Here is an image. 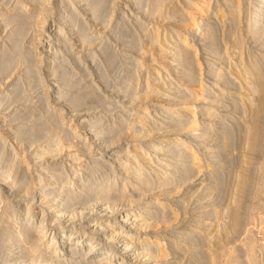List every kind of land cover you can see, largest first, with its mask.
Returning <instances> with one entry per match:
<instances>
[{
	"label": "rangeland",
	"instance_id": "1",
	"mask_svg": "<svg viewBox=\"0 0 264 264\" xmlns=\"http://www.w3.org/2000/svg\"><path fill=\"white\" fill-rule=\"evenodd\" d=\"M100 1L98 0V2L92 3L93 0H0V66H3V63L4 66H7L6 68H4V66L2 67L4 68L3 70H5L3 72L1 71L2 69H0V264H49L44 255H41V250L36 253L34 252L35 250H29L34 254L28 251L30 248L35 249L38 243L35 244L39 239L35 229L40 226L41 222L47 225L45 231L51 234L50 237L56 233L54 237L55 240H57L63 230L72 231L75 236L72 239V243L68 240L70 243L68 244L75 247V245L83 242L82 245L89 244L88 240L90 235L84 233L81 229L84 220H115L125 215V213L134 214V216L130 217L131 219L129 218L130 220H148L147 218L152 212L153 214H151L149 218L155 220L158 227L156 226L157 228L149 229L152 231L151 233L157 232L158 236L164 239L160 241L165 244L164 250H166V254L169 251V255H166L169 256L166 261L164 260L166 258L153 260V262L151 261L153 264L155 261L156 263L158 262L157 264H179L178 261H180V264H209L208 262H212L211 264H213L214 261L217 262L214 264H264L263 110H260L258 112L260 115L257 114L256 117L258 125H260L258 129L262 130H259L260 133H258V135L261 134L260 138L258 136V143H261L258 144L260 145L259 148L257 147V151H251L247 146H244L246 145V142H244V140L246 141V138H244L246 137V133H244V131H247L248 122L250 124V120H252L251 118H253L252 116L254 115L250 113L249 109L247 112L246 108H249L247 104H251L252 100L255 101H253V103H256L257 101L255 98L257 99L259 97V94L255 90L251 91L249 89L256 88L254 86V83L257 84L256 81H258L256 78H264V70L262 71V68H264V19L260 22L261 25H257L256 28L258 30L256 28L254 29L256 33L254 32L253 36L250 35L249 31H246L248 30L246 27V16L252 13L254 7L258 6L261 0H241L240 16L235 17V19H231L227 15L224 16V18L223 16L215 15L217 11L215 9L216 6H214V0L210 1L211 4L208 0H205L206 3H203L202 0ZM99 2L105 5L102 7L100 5L103 4ZM222 2H218V4H222L219 7L225 4V2ZM96 5H99L101 9H98ZM198 10H202L203 12H200L203 14ZM244 11L246 13H244ZM242 13L243 15L241 16ZM195 16L198 22L196 21L197 19L194 18ZM204 16L207 17L204 19ZM212 16L214 19L211 18ZM171 17H174V20H172ZM191 18L192 20L190 21L189 19ZM180 21L184 24H181ZM221 21H224L225 24L223 25ZM236 21L244 25H239L238 23L237 25ZM42 23L44 24L42 25ZM235 24L237 27L233 28ZM215 25H217V27ZM218 25L221 26L219 27ZM239 26H241V29ZM121 27L123 29H121ZM228 27L231 28V31ZM232 28L234 30H232ZM17 29L19 30L17 31ZM196 32L197 35L195 34ZM209 32L213 33V35ZM207 33L209 37H207ZM86 34L89 35V38H87ZM15 35L18 37L16 38ZM170 36L172 37L170 38ZM81 37L82 39H80ZM210 37L213 39L211 40ZM87 39H89L90 42ZM184 39L187 44L186 46L189 47V52L185 56V60H183L185 63L181 62L178 58L176 59L182 48L181 46H183H179V44H181V41ZM171 40L172 45L170 43ZM164 41H166L168 45ZM158 44L160 45L158 46ZM13 45L14 47H12ZM45 45H49V48L42 49ZM158 48H162L164 51ZM168 50L171 51L167 52ZM190 51L194 52V56L193 52L191 53ZM190 54L192 56H189ZM111 58L116 59L115 62H112L113 60ZM186 59L192 60L188 61ZM6 60L7 63H5ZM253 62L255 66L258 65V63L260 64L257 67V69H259L260 66V70H257L256 67L253 66ZM111 63L114 64L112 65ZM198 65L200 66L198 67ZM188 66H193L192 77H184L186 75L185 73H187L186 70ZM198 68H200V70ZM25 69H27V71ZM253 72L256 76L253 75ZM257 72L260 73L261 76L263 75V77ZM216 73L219 75H216ZM234 74L236 76H234ZM251 75L256 81L253 80ZM101 77H103L105 81H103ZM217 79L222 81H216ZM188 80L189 82H187ZM262 80L264 81V79ZM161 84H163L164 87ZM199 87H202V90ZM198 89L201 90V92ZM206 89H208V92ZM242 89L243 91H240ZM152 91L155 92L156 95H154ZM199 94H201L202 98L199 97ZM203 94H205L206 97ZM12 99H14V101ZM247 99H251V101L249 100V103L245 104V102L248 101ZM198 100H200V102H198ZM218 100L220 103H218ZM79 101L80 103H78ZM212 102L218 104L216 105ZM229 102H231L232 106ZM4 103L6 104L4 105ZM243 104L247 106H242ZM214 105L215 107H212ZM84 109L88 110L85 111ZM206 110L210 111V113ZM246 113H248L249 117L246 116ZM210 114H215V117ZM149 115H151V117ZM245 116L247 118H245ZM192 117H194V119ZM94 118L98 119L95 120ZM192 119L195 122H192ZM13 120L15 121L12 122ZM141 122L146 125H141ZM186 123L187 126L185 125ZM188 123H190L191 126ZM192 123L194 125H192ZM153 126H155L157 130H154L155 128ZM208 126L210 127V131H207L209 129ZM242 126H245L246 129ZM172 127L173 129L171 130ZM130 128H132V130ZM112 129L114 130L113 132L111 131ZM140 129L142 132H140ZM145 129L149 132H145ZM98 132L102 135L98 134ZM118 132L120 133L118 134ZM41 133H43L44 136H41ZM96 133L97 135H94ZM222 133L224 135L227 133L228 135L224 136ZM138 135H140V137ZM28 136L30 139L27 138ZM138 137L140 139H138ZM172 137H178V139L183 142V145L168 144L174 139ZM39 139L41 140L40 142ZM225 141L226 143L229 141L227 146L223 144ZM187 144L188 146L204 148L205 151H207L205 153L200 151L195 154V158H199V161L196 159L199 164L195 163L196 160L193 161L192 154L184 150L188 147ZM159 148L163 152L160 151L161 153H159ZM55 149H57V152ZM140 152H142V155ZM241 156L247 159L243 161ZM141 157H143L142 160ZM147 158L150 160H146ZM210 158L214 159L211 160ZM144 160H146L145 163ZM247 160L251 163H248ZM230 161L234 163L231 164ZM247 163L248 165H246ZM192 164L196 165L193 166ZM201 165H203V167ZM124 167L127 169L126 172ZM135 168L136 170H138V168L142 170V172L140 171L141 174L143 173L142 175L149 176L153 174L152 177H148L150 180L152 178L151 184L153 188L152 186H148V188H150L149 190L146 187H138L139 182L134 179L135 176L133 173L136 171ZM189 168H196L198 171L196 169L191 171ZM59 171L61 172L59 173ZM131 171L132 173H128ZM244 171L246 173H244ZM247 171H249L248 173L251 175H249ZM255 171L258 173H255ZM164 173L166 174L165 176H163ZM177 173L179 174L177 175ZM239 173L242 174L239 175ZM237 174L238 178L235 179L234 177H237ZM63 175L67 177L64 178ZM12 176H14V178ZM162 176L166 178L162 179ZM240 176H244L248 180L245 188L246 190H239L241 189L239 186ZM8 177H10V179ZM166 179H168L169 182L168 180L166 181ZM187 179L189 182L185 181ZM164 182L166 185L169 184V186L164 185ZM170 182L173 184H170ZM230 184H232V186ZM107 185L108 187H106ZM131 187L134 188L133 192L125 193L127 189H132ZM106 188L111 192L108 191L110 193L103 194V192L107 190ZM236 188H239V191H237ZM121 189L124 190V192ZM230 189H232V192H230ZM44 190L46 193H44ZM241 192L243 193L241 194ZM234 193H237V198L239 197L236 199L237 201L235 200L236 197L234 198ZM70 196L72 197L71 199L75 200H73V203H71L72 200H70ZM93 196L95 197L94 199ZM205 197L207 198L205 199ZM64 199L66 200L62 201ZM111 199L115 200L112 201ZM137 200H140L138 201L139 203L136 202ZM149 201L152 203L150 204ZM87 203H89V205H87ZM235 203L240 206V217H243L240 218L242 223L240 224V228L238 227V229H236L237 233H232L234 232L232 228L227 227L230 225L228 214L230 213V205ZM144 206L149 207L142 212V215L138 216V212L141 207L143 208ZM214 212L219 213L217 214ZM148 213L149 215H147ZM213 213L215 215H213ZM6 214L9 216H6ZM216 215H219V217H215ZM25 216H31L30 219L32 223L24 227V221L21 219H25ZM58 216L61 220L60 224H56L54 221ZM163 216L166 217V219ZM168 216L170 219L167 218ZM176 217L177 222H175ZM178 219L180 220L178 221ZM227 219L228 222L226 221ZM14 220L17 222L15 223ZM167 221L169 225L171 224L170 228H167V226L169 227ZM95 222H93V224L91 223V226H93ZM164 222H166V224ZM21 223L23 226H21ZM135 225L133 227L126 226L122 229L128 232L129 236L132 237V239L129 238L128 241H132L134 246L138 241L140 242V238L145 237L142 235V233L145 232V227L142 228L144 230H140V227H137L138 224L137 226ZM20 228H24L25 230ZM227 228L232 230V232L229 230L230 232L228 231L229 233H227ZM19 231L21 236L19 237L20 240L16 239ZM204 233L205 235H203ZM208 235H210L211 238ZM204 236H206L205 239ZM182 237H184V239ZM33 239H35V241ZM91 239L97 241L96 250L99 253L107 252L111 245L99 238ZM16 240H19L17 244ZM200 240L201 242H199ZM205 240L207 242H205ZM216 240L217 242L219 241L218 244ZM183 241H185V243H183ZM219 243L222 245L220 246ZM68 244H64L61 247L68 249ZM179 244L181 247L177 249L176 246ZM199 245H202L201 249ZM184 249H186L187 252H184ZM193 249H195L194 252L192 251ZM83 251L84 250L79 253L82 254ZM247 252L252 255H249ZM209 253H211V255H209ZM215 254H217V256ZM227 255H229L230 258L227 257ZM218 256L220 258H218ZM249 257L252 258V261ZM34 258L38 260L36 259V261ZM82 258L78 255L71 258H62L63 262L60 264H72V262L79 263ZM122 258V256L115 257L109 264H119ZM209 258H211V261H206L210 260ZM83 259L87 264L90 262L89 260L87 262L85 258ZM84 262L82 261V264H86ZM123 262L131 264V262H126L124 259ZM140 263L151 264L149 262L145 263L144 260L136 264Z\"/></svg>",
	"mask_w": 264,
	"mask_h": 264
},
{
	"label": "bare ground",
	"instance_id": "2",
	"mask_svg": "<svg viewBox=\"0 0 264 264\" xmlns=\"http://www.w3.org/2000/svg\"><path fill=\"white\" fill-rule=\"evenodd\" d=\"M87 1V0H86ZM97 2H98V0H96ZM96 1H94L93 0V2L92 3H94V2H96ZM100 1V0H99ZM203 1V3H206V1L205 0H202ZM210 1H212V0H208V2H210ZM215 1V5H214V3H213V5L214 6H216V11H217V14H215V15H218V16H223V18H224V16H228L229 18H231V19H235V17H238V16H240V4H241V0H214ZM225 2V4L223 5V6H221V7H219L220 5H222V4H218V2ZM255 1V0H254ZM39 2V1H38ZM101 2V1H100ZM99 2V3H100ZM104 2H105V0H104ZM106 2H107V0H106ZM222 2V3H223ZM72 3V2H71ZM84 3H86V2H84ZM162 3H163V1H162ZM243 3V2H242ZM49 4V3H48ZM100 4H103V5H100ZM99 5L100 6H104L105 4L104 3H100ZM192 4V3H191ZM194 4V3H193ZM199 4V3H198ZM201 4V3H200ZM208 4V3H207ZM210 4H211V2H210ZM210 4H208V5H210ZM254 4V3H253ZM83 5V4H82ZM86 5V4H85ZM89 5V4H88ZM95 5V4H94ZM99 5H96L97 7H98V9H101V8H99ZM190 5V4H189ZM206 5V4H205ZM212 5V6H213ZM79 6V5H78ZM187 6V5H186ZM195 6V5H194ZM201 6H202V4H201ZM204 6V5H203ZM249 6V5H248ZM96 7V8H97ZM190 7V6H189ZM189 7H187V8H189ZM193 7V6H192ZM207 7V6H206ZM205 7V8H206ZM209 7V6H208ZM95 8V9H96ZM186 8V9H187ZM191 8V7H190ZM199 8H201V7H199ZM204 8V7H203ZM19 9V8H18ZM103 9V8H102ZM159 9V8H158ZM196 9V8H195ZM208 9V8H207ZM211 9V8H210ZM213 9V8H212ZM154 10V9H153ZM161 10H163V9H161ZM203 10V9H202ZM202 10H198L199 12L200 11H202ZM214 10V9H213ZM246 10V9H245ZM20 11V10H19ZM91 11V10H90ZM97 11V10H96ZM101 11H104V10H101ZM100 11V12H101ZM155 11V10H154ZM190 11V10H189ZM207 11V10H206ZM215 11V10H214ZM21 12V11H20ZM51 12V11H50ZM99 12V11H98ZM157 12H160V11H157ZM193 12V11H192ZM203 12V11H202ZM202 12H200V13H202ZM242 12H243V9H242ZM22 13V12H21ZM41 13V12H40ZM185 13V12H184ZM206 13V12H205ZM207 13H209V12H207ZM212 13V12H211ZM214 13V12H213ZM216 13V12H215ZM244 13H246L245 11H244ZM248 13V12H247ZM250 13V12H249ZM69 14V13H68ZM73 14V13H72ZM166 14V13H165ZM188 14V13H187ZM190 14V13H189ZM203 14V13H202ZM41 15V14H40ZM71 15V14H70ZM158 15V14H157ZM167 15V14H166ZM186 15V14H185ZM208 15V14H207ZM214 15V14H213ZM243 15V13L241 14V16ZM245 15V14H244ZM96 16V15H95ZM103 16V15H102ZM161 16H162V14H161ZM182 16V15H181ZM209 16V15H208ZM21 17V16H20ZM94 17V16H93ZM92 17V18H93ZM99 17H101V16H99ZM158 17H159V15H158ZM176 17V16H175ZM178 17V16H177ZM186 17V16H185ZM187 17H188V15H187ZM200 17V16H199ZM203 17V16H202ZM207 17V16H206ZM205 16H204V19L206 18ZM244 17V16H243ZM247 17V19H246V24H247V26H246V24H245V26L247 27V29L248 30H246V31H249L250 32V35H253L254 36V29L257 27V25L258 24H260V22L264 19L263 17H264V0H261V2L258 4V6H255L254 7V9H253V11H252V13H250L249 15H247L246 16ZM73 18V17H72ZM172 18V20H174V17H171ZM182 18V17H181ZM194 18H196V16L194 17ZM193 18V19H194ZM211 18H213V16L211 17ZM11 19H13V18H11ZM10 19V20H11ZM37 19V18H36ZM160 19H162V18H160ZM168 19V18H167ZM170 19V18H169ZM197 19V18H196ZM209 19V18H208ZM214 19V18H213ZM217 19V18H216ZM221 19V18H220ZM177 20V19H176ZM190 21L192 20V18L191 19H189ZM188 20V21H189ZM221 20H223V19H221ZM14 21V20H13ZM12 21V22H13ZM28 21V20H27ZM197 22H198V19L196 20ZM201 21V20H200ZM206 21V20H205ZM213 21V20H212ZM217 21V20H216ZM11 22V21H10ZM19 22V21H18ZM174 22V21H173ZM181 22V21H180ZM184 22H186V21H184ZM222 22V21H221ZM228 22H230V21H228ZM245 22V21H244ZM243 22V23H244ZM263 22H264V20H263ZM24 23H25V21H24ZM188 23V22H187ZM195 23V22H194ZM193 23V24H194ZM203 23V22H202ZM213 23V22H212ZM223 23V25L225 24V22L223 21L222 22ZM233 23H234V21H233ZM239 24V22H237L236 21V24ZM9 24V23H8ZM28 24V23H27ZM44 23H42V25H43ZM176 24V23H175ZM178 24V23H177ZM180 24V23H179ZM181 24H184L183 22H181ZM180 24V25H181ZM198 24V23H197ZM218 24V23H217ZM219 24H221V23H219ZM228 24V23H227ZM230 24V23H229ZM236 24H235V26L233 27V28H236L237 26H236ZM237 24V25H238ZM242 24V23H241ZM241 24H239V25H241ZM85 25V24H84ZM231 25V24H230ZM229 25V26H230ZM242 25H244V24H242ZM261 25V24H260ZM20 26V25H19ZM77 26V25H76ZM102 26V25H101ZM123 26V25H122ZM195 26H196V24H195ZM200 26V25H199ZM216 27H217V25H215ZM219 27L221 26V25H218ZM225 26H227V25H225ZM231 26H233V25H231ZM78 27V26H77ZM115 27V26H114ZM174 27V26H173ZM212 27V26H211ZM223 27V26H222ZM240 27V29H241V26H239ZM24 28H25V25H24ZM176 28V27H175ZM200 28V27H199ZM232 28V30H234ZM243 28V27H242ZM263 28V27H262ZM82 29H84V28H82ZM121 29H123L122 27H121ZM209 29H210V27H209ZM228 29H230V31H231V28H229L228 27ZM257 29V28H256ZM19 29H17V31H18ZM25 30H29V29H25ZM24 30V31H25ZM212 30V29H211ZM216 30V29H215ZM218 30H220V29H218ZM217 30V31H218ZM258 30V29H257ZM24 31H23V33H24ZM86 31V30H85ZM164 31V30H163ZM196 31H198V30H196ZM221 31H222V29H221ZM220 31V32H221ZM236 31V30H235ZM111 32V31H110ZM114 32V31H113ZM124 32V31H123ZM188 32V31H187ZM193 32V31H192ZM212 32H213V30H212ZM233 32V31H232ZM231 32V33H232ZM248 32V33H249ZM14 33H16V32H14ZM86 33V32H85ZM112 33V32H111ZM210 33V32H209ZM217 33V32H216ZM233 33H235V32H233ZM247 33V34H248ZM256 33V32H255ZM22 34V33H21ZM46 34V33H45ZM55 34H56V32H55ZM58 34H59V32H58ZM57 34V35H58ZM81 34V33H80ZM126 34V33H125ZM169 34V33H168ZM191 34V33H190ZM189 34V35H190ZM196 35H197V32L195 33ZM204 34V33H203ZM210 34H212L213 35V33H210ZM219 34V33H218ZM228 34V33H227ZM237 34V33H236ZM238 34H239V32H238ZM246 34V35H247ZM19 35V34H18ZM24 35V34H23ZM83 35V34H82ZM124 35V34H123ZM172 35V34H171ZM245 35V34H244ZM249 35V34H248ZM259 35V34H258ZM16 36V35H15ZM45 36V35H44ZM86 36H87V38H89L88 36L89 35H87L86 34ZM85 36V37H86ZM155 36V35H154ZM211 36V35H210ZM222 36V35H221ZM18 36H16V38H17ZM21 37H23V36H21ZM172 36H170V38H171ZM176 37V36H175ZM207 37H209L208 36V33H207ZM219 37V36H218ZM155 38V37H154ZM169 38V39H170ZM211 38V37H210ZM20 39V38H19ZM80 39H82V37L80 38ZM94 39V38H93ZM93 39H91V40H93ZM150 39V38H149ZM148 39V40H149ZM156 39V38H155ZM165 39V38H164ZM174 39V38H173ZM209 39V38H208ZM213 38H211V40H212ZM84 40V39H83ZM87 40H89V39H87ZM123 40V39H122ZM154 40V39H153ZM175 40V39H174ZM187 40V39H186ZM189 40V39H188ZM232 40V39H231ZM234 40H236V39H234ZM82 41V40H81ZM85 41H86V38H85ZM99 41V40H98ZM238 41H239V38H238ZM89 42H90V40H89ZM130 42H131V39H130ZM152 42H154V41H152ZM158 42V41H157ZM163 42V41H162ZM161 42V43H162ZM165 43H166V41H164ZM172 42V40L170 41V43ZM175 42H176V40H175ZM179 42V41H178ZM182 43L181 44H179V46L180 45H183V46H181L182 48H181V50H180V52H179V54H178V57H176V59L178 58L181 62H184L183 60H185L184 58H186L185 56L188 54V52H189V47L188 46H186L187 44H186V41H185V39L184 40H182L181 41ZM65 43V42H64ZM129 43V42H128ZM128 43H127V45H128ZM150 43H151V41H150ZM180 43V42H179ZM188 43V42H187ZM224 43V42H223ZM239 43H240V41H239ZM20 44V43H19ZM102 44V43H101ZM100 44V45H101ZM105 44V43H104ZM153 44H156V43H153ZM167 44V43H166ZM190 44H192V43H190ZM219 44V43H218ZM18 45V44H17ZM160 44H158V46H159ZM168 45V44H167ZM171 45H172V43H171ZM174 45V44H173ZM176 45H178V44H176ZM220 45V44H219ZM236 45H238V44H236ZM16 46V45H15ZM106 46H107V44H106ZM105 46V47H106ZM191 46V45H190ZM12 47H14V45L12 46ZM103 47H104V45H103ZM178 47V46H177ZM213 47V46H212ZM244 47V46H243ZM11 48V47H10ZM17 48V47H16ZM49 48V45H45V46H43V48L42 49H48ZM163 48V47H162ZM162 48H158V49H160V50H162ZM172 48V47H171ZM191 48V47H190ZM221 48V47H220ZM224 48V47H223ZM238 48V47H237ZM240 48V47H239ZM241 48H242V46H241ZM12 49V48H11ZM18 49V48H17ZM131 49V48H130ZM170 49V48H169ZM175 49V48H174ZM180 49V48H179ZM225 49V48H224ZM28 50V49H27ZM102 50V49H101ZM104 50H105V48H104ZM172 50V49H171ZM170 50V51H171ZM191 50V49H190ZM193 50V49H192ZM19 51V50H18ZM29 51V50H28ZM103 51V50H102ZM162 51H164V50H162ZM169 50L167 51V52H170ZM194 51V50H193ZM193 51H190L191 53L193 52ZM221 51V50H220ZM222 51H224V50H222ZM233 51H234V49H233ZM242 51V50H241ZM175 52V51H174ZM178 52H176V53H178ZM197 52V51H196ZM66 53V52H65ZM102 53V52H101ZM100 53V54H101ZM111 53V52H110ZM176 53H174V54H176ZM224 53V52H223ZM226 53V52H225ZM40 54V53H39ZM103 54V53H102ZM240 54V53H239ZM254 54V53H253ZM111 55H112V53H111ZM3 56H4V54H3ZM127 56V55H126ZM189 56H192L191 54L189 55ZM193 56H194V52H193ZM91 57H92V55H91ZM107 57V56H106ZM109 57H111V56H109ZM124 57V56H123ZM240 57V56H239ZM248 57V56H247ZM10 58V57H9ZM8 58V59H9ZM108 58V57H107ZM113 58V57H112ZM111 58V59H112ZM115 58V57H114ZM122 58V57H121ZM128 58V57H127ZM126 58V59H127ZM175 58V57H174ZM191 58V57H190ZM192 58H194V57H192ZM230 58V57H229ZM260 58V57H259ZM7 59V60H8ZM65 59V58H64ZM87 59V58H86ZM92 59V58H91ZM108 59H110V58H108ZM132 59V58H131ZM173 59V58H172ZM238 59V58H237ZM252 59V58H251ZM7 60H6V62L5 63H7ZM98 60V59H97ZM96 60V61H97ZM106 60V59H105ZM113 61L112 62H115V60L116 59H112ZM125 60V59H124ZM186 60H188V59H186ZM192 60V59H191ZM190 59L188 60V61H191ZM230 60V59H229ZM228 60V61H229ZM263 60V59H262ZM4 61V60H3ZM76 61V60H75ZM129 61V60H128ZM224 61V60H223ZM9 62V61H8ZM179 62V61H178ZM180 62V63H181ZM195 62V61H194ZM263 62V61H262ZM92 63H93V61H92ZM138 63V62H137ZM185 63V62H184ZM196 63V62H195ZM239 63V62H238ZM249 63V62H248ZM8 64H10V63H8ZM112 65L114 64V63H111ZM110 64V65H111ZM171 64H173V63H171ZM192 64V63H191ZM208 64V63H207ZM219 64V63H218ZM226 64V63H225ZM243 64V63H242ZM250 64V63H249ZM3 66H4V63L2 64ZM93 65H94V63H93ZM192 65H194V64H192ZM240 65V64H239ZM258 65H260L259 63H258ZM258 65H254V62H253V66L254 67H256V69H257V67H258ZM3 66H0V69H2L1 71L3 72V71H5V70H3L4 68H6L7 66H4V68H2ZM101 66V65H100ZM179 66V65H178ZM200 65H198V67H199ZM10 67V66H9ZM95 67V66H94ZM193 67V66H192ZM192 67H189L188 66V68H187V73H185L186 75L184 76V77H190L191 76V74H192ZM252 67V66H251ZM182 68V67H181ZM180 68V69H181ZM97 69V68H96ZM197 69V68H196ZM199 70H200V68H198ZM230 69V68H229ZM248 69V68H247ZM253 69V68H252ZM26 71H27V69H25ZM81 70V69H80ZM102 70H104V69H102ZM169 70V69H168ZM182 70H184V69H182ZM194 70V69H193ZM240 70V69H239ZM257 70H260V66H259V69H257ZM264 70V68H262V71ZM9 71V70H8ZM232 71V70H231ZM254 71H255V69H254ZM101 72V71H100ZM153 72V71H152ZM177 72V71H176ZM238 72V71H237ZM237 72H234V73H237ZM249 72V71H248ZM252 72V71H251ZM250 72V73H251ZM256 72V71H255ZM1 73V72H0ZM219 73V72H218ZM218 73H216V75L218 74ZM254 73V72H253ZM252 73V74H253ZM258 73V72H257ZM264 73V72H263ZM238 75H240L239 73H237ZM246 74V73H245ZM244 74V75H245ZM260 76H261V74L260 73H258ZM25 75H26V73H25ZM105 75V74H104ZM157 75V74H156ZM219 75V74H218ZM223 75V74H222ZM248 75H250V74H248ZM254 76H256L255 75V73L253 74ZM61 76H63V75H61ZM197 76V75H196ZM201 76V75H200ZM234 76H236L235 74H234ZM258 76V75H257ZM192 77V76H191ZM251 77H252V75H251ZM259 77V76H258ZM261 77H263V75L261 76ZM62 78V77H61ZM102 79H103V77H101ZM216 78V77H215ZM218 78V77H217ZM237 78V77H236ZM235 78V79H236ZM246 78H248V77H246ZM253 78V77H252ZM251 78V79H252ZM59 79V78H58ZM155 79V78H154ZM190 79V78H189ZM193 79V78H192ZM220 79H221V77H220ZM219 79V80H220ZM223 79V78H222ZM256 79H258V81H256L254 78H253V80H255L256 82H257V84L256 83H254V86L256 87H254V86H251V87H253V88H255V89H249V90H255L259 95V97L256 99L255 98V100L257 101L256 103H253V101L254 100H252V103L251 104H247V105H249V108L247 107L246 109H247V112H248V109H249V111H250V113H252V114H254L252 117L253 118H251L252 120H250V124H249V122L248 121H246V122H248V126H247V129L245 128V126L243 127V128H245L247 131L245 132L244 130V133H246V137H244V138H246V141L244 140V142H246V145H244V146H247L248 148H249V150H251V151H257L256 149H258L259 148V146L260 145H258V144H261V143H258L259 141H258V136H259V138H260V135H258V133H260L259 132V130L260 129H258V126H260V125H258V121H257V114H258V112L260 111V110H263L264 111V81L262 80V79H264V78H256ZM101 80V79H100ZM201 80V79H200ZM218 79L216 80V81H219ZM246 80V79H245ZM68 81V80H67ZM103 81H105L104 79H103ZM154 81H156V80H154ZM193 81V80H192ZM197 81V80H196ZM220 81H222V80H220ZM219 81V82H220ZM234 81V80H233ZM238 81V80H237ZM251 81V80H250ZM161 82V81H160ZM187 82H189V80L187 81ZM199 82V81H198ZM218 82V83H219ZM232 82V81H231ZM244 82V81H243ZM249 82V81H248ZM74 83V82H73ZM192 83V82H191ZM228 83V82H227ZM233 83V82H232ZM231 83V84H232ZM237 83V82H236ZM16 84V83H15ZM14 84V85H15ZM148 84V83H147ZM170 84V83H169ZM212 84V83H211ZM214 84V83H213ZM256 84V85H255ZM17 85V84H16ZM162 86H163V84H161ZM165 85V84H164ZM175 85V84H174ZM251 85V84H250ZM249 85V86H250ZM68 86V85H67ZM69 86H71V85H69ZM171 86V85H170ZM169 86V87H170ZM231 86V85H230ZM64 87H66V86H64ZM71 87H74V86H71ZM164 87V86H163ZM166 87H167V85H166ZM214 87H216V86H214ZM236 87V86H235ZM13 88H14V86H13ZM17 88V87H16ZM159 88V87H158ZM157 88V89H158ZM199 88H201V90H202V87H199ZM236 88H238V87H236ZM250 88V87H249ZM145 89V88H144ZM160 89V88H159ZM164 89V88H163ZM191 89V88H190ZM155 90V89H154ZM172 90V89H171ZM199 90V89H198ZM201 90H199L200 92H201ZM208 89H206V91H207ZM143 91H145V90H143ZM161 91V90H160ZM159 91V92H160ZM166 91V90H165ZM240 91H243V89L242 90H240ZM246 91V90H245ZM247 91H248V89H247ZM15 92V91H14ZM149 92V91H148ZM153 92V91H152ZM161 92H163V91H161ZM173 92V91H172ZM180 92V91H179ZM203 92H204V90H203ZM208 92V91H207ZM63 93V92H62ZM151 93V92H150ZM157 93H158V91H157ZM230 93V92H229ZM255 93V92H254ZM59 94H61V93H59ZM153 94L154 95H156L155 94V92H153ZM224 94V93H223ZM246 94H247V92H246ZM251 94V93H250ZM67 95V94H66ZM139 95H141V94H139ZM146 95H149V94H146ZM158 95H160V94H158ZM177 95V94H176ZM204 96H205V94H203ZM207 95V94H206ZM220 95V94H219ZM226 95V94H225ZM244 95V94H243ZM255 95V94H254ZM151 96V95H150ZM165 96V95H164ZM185 96V95H184ZM217 96V95H216ZM223 96V95H222ZM247 96V95H246ZM249 96H251V95H249ZM13 97V96H12ZM60 97V96H59ZM81 97H83V96H81ZM87 97V96H86ZM157 97V96H156ZM167 97V96H166ZM189 97V96H188ZM199 97H201V94H199ZM206 97V96H205ZM204 97V98H205ZM208 97V96H207ZM220 97V96H219ZM239 97V96H238ZM244 97V96H243ZM248 97V96H247ZM257 97V96H256ZM162 98H164V97H162ZM177 98V97H176ZM202 98V97H201ZM232 98V97H231ZM237 98V97H236ZM246 98V97H245ZM248 98H250V97H248ZM86 99V98H85ZM137 99V98H136ZM187 99H189V98H187ZM208 99V98H207ZM227 99V98H226ZM251 99H254V98H251ZM251 99H247L248 101L247 102H245V104L246 103H249V100L251 101ZM13 101H14V99H12ZM16 100V99H15ZM84 100V99H83ZM205 100V99H204ZM212 100V99H211ZM222 100V99H221ZM246 100V99H245ZM206 101V100H205ZM205 101H202V102H205ZM235 101V100H234ZM238 101H240V100H238ZM198 102H200V100H198ZM210 102V101H209ZM232 102V101H231ZM231 102H229L230 104H231ZM241 102V101H240ZM255 102V101H254ZM3 103V102H2ZM78 103H80V101L78 102ZM77 103V104H78ZM87 103V102H86ZM188 103H190V102H188ZM213 103V102H212ZM218 103H220L219 102V100H218ZM218 103H213V104H218ZM239 103V102H238ZM242 103V102H241ZM243 103H244V100H243ZM6 103H4V105H5ZM185 104V103H184ZM191 104H192V102H191ZM198 104V103H197ZM182 105V104H181ZM180 105V106H181ZM229 105V104H228ZM235 105V104H234ZM246 105V106H247ZM1 106V105H0ZM186 106V105H185ZM221 106V105H220ZM231 106H232V104H231ZM230 106V107H231ZM236 106V105H235ZM242 106H245L244 104L242 105ZM245 106V107H246ZM10 107V106H9ZM8 107V108H9ZM173 107V106H172ZM210 107H211V105H210ZM212 107H215V105L214 106H212ZM229 107V106H228ZM245 107H244V109H245ZM7 108V107H6ZM167 108V107H166ZM189 108H191V107H189ZM188 108V109H189ZM208 108V107H207ZM233 108V107H232ZM232 108H230V109H232ZM239 108V107H238ZM242 108V107H241ZM227 109V108H226ZM234 109H235V107H234ZM7 110H9V109H7ZM85 110V109H84ZM86 110H88V109H86ZM85 110V111H86ZM191 110V109H190ZM211 110V109H210ZM170 111V110H169ZM168 111V112H169ZM187 111H189V110H187ZM207 111V110H206ZM244 111V110H243ZM207 112H209L210 113V111H207ZM146 113V112H145ZM183 113V112H182ZM193 113H194V111H193ZM213 113V112H212ZM74 114V113H73ZM147 114V113H146ZM166 114H167V112H166ZM179 114V113H178ZM192 114V113H191ZM251 114V115H252ZM210 115H212V116H214L215 117V114L213 115V114H210ZM232 115V114H231ZM241 115H242V113H241ZM245 115V114H244ZM258 115H260V114H258ZM262 115H263V113H262ZM69 116V115H68ZM150 117H151V115H149ZM193 116H194V114H193ZM209 116V115H208ZM246 116H248V113H246ZM245 116V118H247ZM140 117V116H139ZM171 117V116H170ZM179 117V116H178ZM207 117V116H206ZM210 117V116H209ZM229 117V116H228ZM238 117H239V115H238ZM249 117V116H248ZM259 117V116H258ZM80 118V117H79ZM143 118V117H142ZM177 118V117H176ZM193 119H194V117H192ZM230 118V117H229ZM244 118V119H245ZM262 118H263V116H262ZM95 120H97L96 118H94ZM139 119H141V118H139ZM169 119V118H168ZM167 119V120H168ZM191 120L192 122H195L194 120ZM217 119V118H216ZM222 119V118H221ZM243 119V120H244ZM248 119H250V118H248ZM16 120V119H15ZM15 120H13L12 122H14ZM112 120V119H111ZM143 120H144V118H143ZM224 120V119H223ZM247 120V119H246ZM94 121V120H93ZM92 121V122H93ZM102 121V120H101ZM100 121V122H101ZM149 121H151V120H149ZM229 121V120H228ZM245 121V120H244ZM243 121V122H244ZM146 122H148V121H146ZM190 122V121H189ZM239 122H241V121H239ZM242 122V123H243ZM94 123V122H93ZM137 123V122H136ZM142 123V122H141ZM158 123V122H157ZM140 124V123H139ZM188 124H190V123H188ZM226 124H228V123H226ZM225 124V125H226ZM234 124V123H233ZM97 125V124H96ZM141 125H146V124H141ZM149 125V124H148ZM147 125V126H148ZM160 125V124H159ZM183 125V124H182ZM186 126H187V123L185 124ZM184 125V126H185ZM192 125H194L193 123H192ZM230 125V124H229ZM237 125V124H236ZM242 125V124H241ZM244 125V124H243ZM161 126V125H160ZM183 126V127H184ZM185 126V127H186ZM190 126H191V124H190ZM196 126H197V124H196ZM210 126V125H209ZM208 126V127H209ZM224 126V125H223ZM222 126V127H223ZM227 126V125H226ZM154 128H155V126H153ZM159 127V126H158ZM175 127H177V126H175ZM228 127V126H227ZM22 128V127H21ZM92 128V127H91ZM107 128V127H106ZM111 128H113V127H111ZM148 128V127H147ZM164 128H165V126H164ZM178 128V127H177ZM191 128V127H190ZM192 128H193V126H192ZM224 128V127H223ZM231 128H233V127H231ZM242 128V129H243ZM262 128V127H261ZM119 129V128H118ZM131 130H132V128H130ZM173 129V127L171 128V130ZM240 129V128H239ZM238 129V130H239ZM100 130V129H99ZM138 130V129H137ZM147 129H145V132H149V131H146ZM154 130H157L156 128L154 129ZM154 130H153V132H154ZM161 130V129H160ZM191 130H193V129H191ZM194 130H195V128H194ZM203 130V129H202ZM232 130H234V129H232ZM231 130V131H232ZM112 132L114 131L113 129L111 130ZM117 131H119V130H117ZM128 131V130H127ZM150 131H152V130H150ZM180 131V130H179ZM188 131H189V129H188ZM200 131V130H199ZM207 131H210V127H209V129L207 130ZM229 131V130H228ZM241 131V130H240ZM242 131V132H243ZM260 131H262V130H260ZM31 132V131H30ZM67 132V131H66ZM104 132V131H103ZM133 132V131H132ZM138 132V131H137ZM140 132H142L141 131V129H140ZM144 132V133H145ZM192 132H194V131H192ZM236 132V131H235ZM241 132V133H242ZM23 133V132H22ZM28 133V132H27ZM26 133V134H27ZM104 133H106V132H104ZM120 132H118V134H119ZM134 133V132H133ZM143 133V134H144ZM152 133V132H151ZM195 133V132H194ZM233 133V132H232ZM262 133V132H261ZM98 134H100V132H98ZM223 134V133H222ZM222 134H221V136H222ZM237 134V133H236ZM28 135V134H27ZM30 135V134H29ZM39 135V134H38ZM37 135V136H38ZM94 135H97V133L96 134H94ZM100 135H102V134H100ZM105 135V134H104ZM103 135V136H104ZM110 135V134H109ZM109 135H106V136H109ZM113 135V134H112ZM117 135V134H116ZM132 135H134V134H132ZM145 135H147V134H145ZM175 135V134H174ZM224 135V134H223ZM228 134L226 133V135H224V136H227ZM234 135V134H233ZM242 135V134H241ZM240 135V136H241ZM41 136H44L43 135V133H41ZM54 136V135H53ZM64 136V135H63ZM139 137H140V135H138ZM178 136H180V135H178ZM224 136H223V138H224ZM239 136V135H238ZM245 136V135H244ZM31 137H33V136H31ZM55 137V136H54ZM64 137H67V136H64ZM96 137V136H95ZM115 137V136H114ZM133 137V136H132ZM138 137V139H140ZM196 137V136H195ZM220 137V136H219ZM232 137V136H231ZM20 138H22V137H20ZM27 138H29V136L27 137ZM69 138V137H68ZM105 138H107V137H105ZM108 138H110V137H108ZM113 138V137H112ZM135 138H137V137H135ZM172 138H174V137H172ZM171 138V139H172ZM221 138V137H220ZM241 138H242V136H241ZM240 138V139H241ZM30 139V138H29ZM67 139V138H66ZM202 139V138H201ZM201 139H199V140H201ZM208 139H210V138H208ZM233 139V138H232ZM35 140H37V139H35ZM54 140V139H53ZM106 140V139H105ZM112 140V139H111ZM204 140V139H203ZM229 140V139H228ZM242 140V139H241ZM26 141V140H25ZM31 141V140H30ZM41 140L39 139V142H40ZM110 141V140H109ZM191 141V140H190ZM2 142V141H1ZM36 142V141H35ZM105 142V141H104ZM168 142V141H167ZM28 143V142H27ZM69 143V142H68ZM228 143H229V141H228ZM228 143H226V141L223 143L224 144V146H225V144H226V146H227V144ZM232 143V142H231ZM53 144H55V143H53ZM104 144V143H103ZM168 144H170V145H178V146H182L183 145V142L180 140V139H178V137L177 138H174V139H172L171 140V142L170 143H168ZM186 144V143H185ZM222 144V145H223ZM1 145V144H0ZM31 145V144H30ZM152 145V144H151ZM154 145V144H153ZM32 146V145H31ZM164 146H166V145H164ZM168 146V145H167ZM187 146H188V144H187ZM209 146V145H208ZM220 146V145H219ZM243 146V145H242ZM241 146V147H242ZM4 147V146H3ZM151 147V146H150ZM158 147V146H157ZM157 147H155V148H157ZM171 147V146H170ZM199 147V146H198ZM223 147V146H222ZM240 147V148H241ZM258 147V148H257ZM56 148V147H55ZM174 148V147H173ZM243 148V147H242ZM2 149V148H1ZM150 149V148H149ZM164 149V148H163ZM168 149V148H167ZM189 149V150H188ZM201 149H204V148H197L196 146H188L187 148H185L184 150L185 151H188L190 154H192V158H193V161H195L197 158H195V154H197L198 152H202V153H205V152H207V151H205V149L204 150H201ZM227 149V148H226ZM5 150V149H4ZM56 150V152H57V149H55ZM174 150V149H173ZM209 150V149H208ZM225 150V149H224ZM141 151V150H140ZM160 150V148H159V153H161V152H163V151H161ZM180 151H181V149H180ZM211 151V150H210ZM209 151V152H210ZM243 151V150H242ZM246 151V150H245ZM1 152V151H0ZM60 152H61V150H60ZM151 152H152V150H151ZM155 152H157V151H155ZM175 152V151H174ZM183 152V151H182ZM260 152V151H259ZM45 153V152H44ZM82 153V152H81ZM84 153V152H83ZM141 153V155H142V152H140ZM178 153V152H177ZM214 153V152H213ZM249 153H251V152H249ZM253 153V152H252ZM52 154V153H51ZM131 154V153H130ZM145 154V153H144ZM144 154H143V156H144ZM172 154H174V153H172ZM85 155V154H84ZM113 155V154H112ZM199 155V154H198ZM242 155V154H241ZM33 156V155H32ZM157 156V155H156ZM176 156V155H175ZM178 156V155H177ZM210 156H212V155H210ZM215 156V155H214ZM243 156V155H242ZM241 156V157H242ZM128 157V156H127ZM158 157V156H157ZM188 157V156H187ZM197 157V156H196ZM233 157H236V156H233ZM248 157V156H247ZM2 158V157H1ZM79 158V157H78ZM142 158L143 157H141V160H142ZM174 158V157H173ZM178 158V157H177ZM209 158V157H208ZM243 158V157H242ZM242 158H241V160H242ZM109 159V158H108ZM145 159V158H144ZM163 159V158H162ZM199 159V158H198ZM197 159V160H198ZM211 160L212 159H214V158H210ZM216 159V158H215ZM247 158H243V161L244 160H246ZM36 160V159H35ZM76 160H78V159H76ZM146 160H150V159H146ZM146 160H144V163H145V161ZM154 160H156V159H154ZM179 160V159H178ZM197 160L195 161V163H197ZM231 160V159H230ZM240 160V159H239ZM248 160H249V158H248ZM247 160V161H248ZM73 161V160H72ZM153 161V160H152ZM199 161V160H198ZM201 161V160H200ZM14 162V161H13ZM169 162V161H168ZM192 162V161H191ZM236 162V161H235ZM246 162V161H245ZM1 163V162H0ZM11 163V162H10ZM96 163V162H95ZM130 163V162H129ZM201 163V162H200ZM230 163L232 164V163H234V162H231L230 161ZM237 163V162H236ZM243 163V162H242ZM248 163H251V162H249L248 161ZM248 163L246 164V165H248ZM253 163V162H252ZM102 164V163H101ZM133 164V163H132ZM147 164H149V163H147ZM154 164V163H153ZM156 164V163H155ZM158 164V163H157ZM197 164H199V163H197ZM213 164V163H212ZM218 164V163H217ZM230 164V165H231ZM239 164V163H238ZM244 164V163H243ZM129 165V164H128ZM144 165V164H143ZM161 165V164H160ZM193 166L194 165H196V164H192ZM216 165V164H215ZM223 165V164H222ZM228 165V164H227ZM240 165V164H239ZM245 165V164H244ZM56 166V165H55ZM126 166H127V164H126ZM132 166V165H131ZM136 166H138V165H136ZM136 166H133V167H136ZM191 166V165H190ZM199 166V165H198ZM202 167H203V165H201ZM1 167V166H0ZM58 167V166H57ZM57 167H55V168H57ZM123 167V166H122ZM130 167V166H129ZM140 167V166H139ZM200 167V166H199ZM199 167H197V168H199ZM201 167V168H202ZM208 167V166H207ZM210 167H211V165H210ZM89 168V167H88ZM125 168V167H124ZM128 168V167H127ZM165 168V167H164ZM192 168V167H191ZM191 168H189V169H191ZM258 168V167H257ZM262 168V167H261ZM7 169V168H6ZM14 169V168H13ZM60 169V168H59ZM63 169V168H62ZM82 169V168H81ZM134 169V168H133ZM141 169V168H140ZM179 169V168H178ZM182 169V168H181ZM188 169V170H189ZM193 169H196V168H193ZM193 169H191V171H193ZM208 169V168H207ZM228 169V168H227ZM255 169V168H254ZM83 170V169H82ZM126 168H125V172H126ZM129 170H132V169H129ZM135 170H136V168H135ZM169 170V169H168ZM197 170V169H196ZM205 170V169H204ZM240 170V169H239ZM243 170V169H242ZM245 170H246V168H245ZM248 170H249V167H248ZM253 170V169H252ZM259 170V169H258ZM8 171H9V169H8ZM40 171V170H39ZM44 171V170H43ZM50 171V170H49ZM124 171V170H123ZM140 171L142 172V170H139V168H138V170H136V171H134L133 173H134V179H136V181H138L139 182V184H138V187L139 188H143V187H146V188H148V186H152V184H151V180H152V178H151V180H150V178H148L149 176H153V174L152 175H142L141 173H140ZM163 171V170H162ZM162 171H161V173H162ZM165 171V170H164ZM198 171V170H197ZM202 171V170H201ZM228 171V170H227ZM237 171H238V169H237ZM261 171V170H260ZM264 171V170H263ZM6 172V171H5ZM51 172V171H50ZM61 171H59V173H60ZM176 172H178V171H176ZM249 171H247V173H248ZM78 173V172H77ZM128 173H132V171L131 172H128ZM159 173V172H158ZM160 173V174H161ZM168 173V172H167ZM242 173H243V171H242ZM241 173V174H242ZM244 173H246L245 171H244ZM251 173H253V172H251ZM255 173H258V172H256L255 171ZM9 174H11V173H9ZM48 174V173H47ZM58 174V173H57ZM124 174V173H123ZM147 174V173H146ZM179 173H177V175H178ZM200 174V173H199ZM217 174V173H216ZM227 174V173H226ZM235 174V173H234ZM240 173H239V175H241ZM249 174V173H248ZM260 174H262V173H260ZM259 174V175H260ZM263 174H264V172H263ZM6 175V174H5ZM59 175V174H58ZM114 175V174H113ZM158 175V174H157ZM166 174L164 173V175L163 176H165ZM194 175V174H193ZM211 175V174H210ZM223 175H225V174H223ZM229 175V174H228ZM249 175H251V174H249ZM8 176V175H7ZM16 176V175H15ZM64 176V178H66L65 177V175H63ZM156 176V175H155ZM162 176V177H163ZM168 176V175H167ZM218 176V175H217ZM13 178H14V176H12ZM159 177H160V175H159ZM158 177V178H159ZM177 177V176H176ZM175 177V178H176ZM193 177V176H192ZM216 177V176H215ZM222 177V176H221ZM251 177V176H250ZM9 179H10V177H8ZM22 178H23V176H22ZM157 178V179H158ZM166 178V177H165ZM164 177L162 178V179H165ZM169 178H171V177H169ZM178 178V177H177ZM209 178V177H208ZM211 178V177H210ZM235 179L236 178H238V174H237V177H234ZM233 178V179H234ZM247 178H249V177H247ZM3 179V178H2ZM7 179V178H6ZM8 179V180H9ZM20 179V178H19ZM58 179V178H57ZM112 179V178H111ZM224 179V178H223ZM227 179V178H226ZM229 179V178H228ZM250 179V178H249ZM5 180V179H4ZM4 180H3V182H4ZM14 180V179H13ZM54 180V179H53ZM64 180V179H63ZM68 180V179H67ZM154 180V179H153ZM168 179H166V181H167ZM175 180V179H174ZM211 180V179H210ZM213 180V179H212ZM215 180V179H214ZM263 180V179H262ZM20 181V180H19ZM159 181H160V178H159ZM158 181V182H159ZM171 181H173V180H171ZM185 181H187V182H189L188 181V179L187 180H185ZM218 181V180H217ZM216 181V182H217ZM17 182V181H16ZM39 182H40V180H39ZM64 182V181H63ZM103 182V181H102ZM113 182V181H112ZM137 182V183H138ZM168 182H169V180H168ZM174 182V181H173ZM186 182V183H187ZM212 182V181H211ZM210 182V183H211ZM233 182V181H232ZM237 182V181H236ZM247 182H248V180L244 177V176H240V184H239V186L241 187V189H239V190H246L245 188H246V186H247ZM19 183H21V182H19ZM36 183H38V182H36ZM104 183V182H103ZM114 183V182H113ZM160 183H162V182H160ZM220 183H222V182H220ZM219 183V184H220ZM224 183V182H223ZM112 184V183H111ZM149 184H151V185H149ZM156 184V183H155ZM164 185H166V183L164 182L163 183ZM170 184H173L172 182H170ZM180 184V183H179ZM201 184V183H200ZM234 184V183H233ZM39 185V184H38ZM160 185V184H159ZM162 185V184H161ZM160 185V186H161ZM168 186H169V184H167ZM166 185V186H167ZM180 185H182V184H180ZM231 186H232V184H230ZM250 185V184H249ZM42 186H45V185H42ZM92 186V185H91ZM101 186V185H100ZM163 186V185H162ZM214 186V185H213ZM238 186V185H237ZM32 187V186H31ZM39 187V186H38ZM106 187H108V185L106 186ZM112 187V186H111ZM165 187V186H164ZM196 187H198V186H196ZM221 187V186H220ZM236 187V186H235ZM249 187V186H248ZM30 188V187H29ZM132 189H127L126 190V192L125 193H131V192H133V190H134V188L133 187H131ZM137 188V187H136ZM138 188V189H139ZM152 188H153V186H152ZM155 188V187H154ZM160 188V187H159ZM207 188V187H206ZM233 188V187H232ZM1 189V188H0ZM45 189V188H44ZM50 189H51V187H50ZM68 189V188H67ZM105 189V188H104ZM107 190L105 191V190H103V191H105V192H103V194L105 193V194H108V193H110L111 191L108 189V188H106ZM125 189V188H124ZM149 190H150V188H148ZM163 189V188H162ZM180 189V188H179ZM237 189V188H236ZM237 189V191H239ZM54 190V189H53ZM58 190V189H57ZM84 190V189H83ZM122 190V189H121ZM137 190V189H136ZM144 190H145V188H144ZM158 190V189H157ZM169 190V189H168ZM175 190V189H174ZM232 189H230V192H232L231 191ZM43 191V190H42ZM45 191V190H44ZM52 191V190H51ZM108 191H110V192H108ZM113 191V190H112ZM123 192H124V190H122ZM164 191V190H163ZM198 191V190H197ZM233 191H234V189H233ZM247 191H249V190H247ZM53 192V191H52ZM51 192V193H52ZM56 192H59V191H56ZM55 192V193H56ZM107 192V193H106ZM154 192V191H153ZM177 192H179V191H177ZM217 192V191H216ZM236 192V191H235ZM244 192V191H243ZM243 192H241V194L243 193ZM44 193H46V191L44 192ZM75 193V192H74ZM90 193H92V192H90ZM89 193V194H90ZM113 193V192H112ZM122 193V192H121ZM206 193V192H205ZM208 193V192H207ZM210 193V192H209ZM238 193V192H237ZM237 193H234V198H235V200L236 199H238L237 198ZM240 193V192H239ZM86 194V193H85ZM95 194V193H94ZM93 194V195H94ZM102 194V195H103ZM136 194H137V192H136ZM140 194V193H139ZM148 194V193H147ZM163 194V193H162ZM235 194H236V196H235ZM81 195H83V194H81ZM120 195H123V194H120ZM146 195V194H145ZM193 195V194H192ZM209 195V194H208ZM239 195V194H238ZM68 196V195H67ZM78 196H80V195H78ZM107 196H109V195H107ZM112 196V195H111ZM130 196V195H129ZM241 196V195H240ZM245 196V195H244ZM249 196V195H248ZM84 197V196H83ZM120 197V196H119ZM132 197V196H131ZM201 197V196H200ZM45 198H47V197H45ZM72 197L70 196V200H72V202L71 203H73L75 200L74 199H71ZM79 198V197H78ZM95 197L93 196V199H94ZM112 198H114V197H112ZM127 198V197H126ZM136 198V197H135ZM143 198V197H142ZM142 198H140V199H142ZM190 198V197H189ZM207 197H205V199H206ZM211 198V197H210ZM13 199H15V198H13ZM67 199V198H66ZM66 199H64V200H62V201H65ZM69 199V198H68ZM80 199V198H79ZM86 199H88V198H86ZM85 199V200H86ZM97 199V198H96ZM102 199H105V198H102ZM116 199V198H115ZM115 199H111L112 201L113 200H115ZM128 199H129V197H128ZM138 199V198H137ZM16 200V199H15ZM70 200H69V202H70ZM74 200V201H73ZM110 200V201H111ZM120 200V199H119ZM130 200V199H129ZM128 200V201H129ZM234 200V199H233ZM235 200H234V202H235ZM242 200H243V198H242ZM138 201H140V200H137L136 202H138ZM151 201V200H150ZM149 201V202H150ZM201 201V200H200ZM199 201V202H200ZM212 201V200H211ZM237 201V200H236ZM245 201V200H244ZM76 202H78V201H76ZM80 202V201H79ZM93 202V201H92ZM135 202V201H134ZM146 202V201H145ZM60 203V202H59ZM63 203V202H62ZM71 203H69V204H71ZM89 203H90V200H89ZM89 203H87V205H89ZM139 203V202H138ZM148 203V202H147ZM152 202H150V204H151ZM186 203H189V202H186ZM239 203H240V199H239ZM81 204V203H80ZM85 204V203H84ZM105 204V203H104ZM158 204V203H157ZM230 204V203H229ZM245 204V203H244ZM6 205V204H5ZM29 205V204H28ZM77 205H78V203H77ZM140 205V204H139ZM145 205H146V203H145ZM188 205V204H187ZM208 205V204H207ZM210 205V204H209ZM235 205V206H234ZM4 206V205H3ZM75 206V205H74ZM73 206V207H74ZM83 206V205H82ZM131 206V205H130ZM184 206V205H183ZM231 207L229 208V218L228 219H230V225H228L227 227H231L232 228V230L234 231V232H232V230H230L229 228H227V233H229L230 231L232 232V233H235L236 232V229H238V227L240 228V224L242 223V221H241V217H243V216H241L240 217V206L238 205V204H232V205H230ZM5 207V206H4ZM149 206H144L143 208L141 207V209H140V211L138 212V216H140V215H142V212L143 211H145L147 208H148ZM151 207V206H150ZM180 207H182V206H180ZM206 207V206H205ZM104 208V207H103ZM177 208V207H176ZM232 208V209H231ZM27 209V208H26ZM71 209V208H70ZM119 209V208H118ZM138 209V208H137ZM157 209V208H156ZM203 209V208H202ZM205 209V208H204ZM3 210V209H2ZM159 210V209H158ZM213 210V209H212ZM215 211H217L216 209H214ZM23 211V210H22ZM26 211V210H25ZM70 211V210H69ZM160 211V210H159ZM172 211V210H171ZM177 211V210H176ZM191 211V210H190ZM224 211H226V210H224ZM228 211V210H227ZM242 211H243V209H242ZM252 211V210H251ZM83 212V211H82ZM128 212V211H127ZM158 212V211H157ZM174 212V211H173ZM192 212V211H191ZM246 212V211H245ZM21 213V212H20ZM19 213V214H20ZM59 213V212H58ZM84 213V212H83ZM156 213V212H155ZM154 213V214H155ZM158 213H160V212H158ZM163 213V212H162ZM172 213V212H171ZM214 213H219V212H214ZM213 213V215H215ZM244 213V212H243ZM242 213V214H243ZM80 214V213H79ZM78 214V215H79ZM90 214V213H89ZM109 214V213H108ZM151 214H153V212L151 213ZM150 214V215H151ZM209 214V213H208ZM222 214H225V213H222ZM227 214V213H226ZM26 215V214H25ZM103 215V214H102ZM147 215H149V213L147 214ZM148 216V220H145V219H143V220H137V219H135V220H130L131 218L130 217H132V216H134V214L133 213H125V215H122L120 218H117V219H115V220H84L83 221V223H82V231H84V233H87L88 235H90V238H89V240H88V242H89V244H85V245H82L83 243H80V244H77V245H75V247H72V245H69L70 243H72V239L74 238V236H75V234L71 231V232H69V231H65V230H63L61 233H60V236L57 238V240H55L54 239V237H55V235H56V233H54L53 234V236L52 237H50L51 236V234H48L47 233V231H45V228L47 227V225H45V224H43L41 221V223H40V226L39 227H37L36 229H35V231H36V235L37 236H39V239L35 242V244H36V246H35V249H32V248H30V249H28L27 247V249H28V251L29 250H35L34 252L36 253V252H38L39 250H41L40 252L42 253L41 255L43 256L44 255V257L46 258V260L48 261V263L49 264H60L61 262H63V260H62V258H71V257H74V256H80V258H85V260L88 262V260L90 261L88 264H109L110 262H112V259L113 258H115V257H118V256H122L123 258H122V260L120 261V263L119 264H126V263H124L123 262V259L124 260H126V262H131V264H136V263H139L141 260L143 261L144 260V262L145 263H151V261L153 262V260H161L162 258H166V259H164L165 261L167 260V258L169 257V256H166L168 253H169V251H168V253L166 254V250H164V246H165V244H163L160 240H164V239H162V238H160L159 236H158V233L157 232H155V233H151L152 231L149 229V228H155L156 226H157V224H156V221L155 220H152V219H150L149 217H151V216ZM157 215V214H156ZM228 215H227V217H228ZM3 216V215H2ZM6 216H9V215H7L6 214ZM28 216V215H27ZM89 216V215H88ZM158 216V215H157ZM156 216V217H157ZM161 216V215H160ZM170 216V215H169ZM169 216L167 217V218H169ZM178 216V215H177ZM219 217V215H216L215 217ZM14 217V216H13ZM16 217V216H15ZM26 217V216H25ZM24 217V218H25ZM31 217V216H30ZM30 217H26L25 219H21L22 221H24V227L26 226V225H29V223H30V225H31V223H32V220L30 219ZM164 217V216H163ZM181 217H183V216H181ZM210 217V216H209ZM211 217H212V215H211ZM224 217V216H223ZM226 217V216H225ZM130 218V219H129ZM135 218V217H134ZM138 218V217H137ZM153 218V217H152ZM155 218V217H154ZM158 218H161V217H158ZM165 219H166V217H164ZM179 218V217H178ZM204 218V217H203ZM17 219V218H16ZM33 219V218H32ZM104 219V218H103ZM170 219V218H169ZM172 219V218H171ZM209 219V218H208ZM216 219V218H215ZM228 219L226 220L227 222H228ZM9 220V219H8ZM7 220V221H8ZM64 220V219H63ZM70 220H73V219H70ZM157 220V219H156ZM168 220V219H167ZM173 220V219H172ZM177 220V217L175 218V222H177L176 221ZM180 219H178V221H179ZM198 220V219H197ZM11 221V220H10ZM15 221V220H14ZM55 221V223L56 224H60L61 222V220H60V217L58 216V217H56V220H54ZM80 221V220H79ZM99 221H101V222H99ZM161 221V220H160ZM159 221V222H160ZM169 221V220H168ZM167 221V222H168ZM17 221H15V223H16ZM19 222H21V221H19ZM93 222H95L94 223V225L93 226H91V223L93 224ZM171 222V221H170ZM174 222V221H173ZM172 222V223H173ZM204 222V221H203ZM208 222V221H207ZM6 223V222H5ZM50 223V222H49ZM165 224H166V222H164ZM198 223V222H197ZM218 223V222H217ZM225 223V222H224ZM22 224V223H21ZM136 224V225H135ZM137 224H138V226H137ZM168 225H169V222L167 223ZM199 224V223H198ZM137 226V227H140V230H144L145 229V232H143L142 233V235H144L145 237L144 238H140V242L138 241L137 242V244H135V246L133 245L134 243L132 242V241H128L129 240V238L130 239H132V237L131 236H129V234H128V232H126L125 230H122L124 227H126V226H131V227H133V226ZM197 225V224H196ZM222 225H223V223H222ZM15 226H16V224H15ZM19 226V225H18ZM21 226H23V224L21 225ZM79 226V225H78ZM176 226V225H175ZM242 226V225H241ZM136 227V228H137ZM145 227V228H144ZM158 227V226H157ZM156 227V228H157ZM166 227V226H165ZM171 227V224L169 225V227L167 226V228H170ZM174 227V226H173ZM198 227H200V226H198ZM59 228V227H58ZM77 228H79V227H77ZM128 228V227H127ZM142 228H144V229H142ZM148 229V231H147V229ZM213 228V227H212ZM223 228V227H222ZM221 228V229H222ZM234 228V229H233ZM20 229H22V228H20ZM24 229V228H23ZM22 229V230H23ZM28 229V228H27ZM61 229H62V227H61ZM73 229H74V227H73ZM131 229V228H130ZM182 229V228H181ZM206 229V228H205ZM204 229V230H205ZM211 229V228H210ZM25 230V229H24ZM165 230V229H164ZM167 230V229H166ZM230 230V231H229ZM190 231V230H189ZM188 231V232H189ZM218 231V230H217ZM223 231V230H222ZM229 231V232H228ZM17 232V231H16ZM22 232V231H21ZM196 232V231H195ZM238 232H239V230H238ZM19 234L17 235V237H16V239H19V237H21L20 236V231L18 232ZM178 233V232H177ZM193 233V232H192ZM205 233H207V232H205ZM205 233L203 234V235H205ZM209 233V232H208ZM210 233H211V231H210ZM237 233V232H236ZM32 234V233H31ZM33 234H35V233H33ZM195 234H199V233H195ZM194 234V235H195ZM201 234V233H200ZM223 234H224V232H223ZM15 235V234H14ZM49 235V236H48ZM187 235V234H186ZM202 235V234H201ZM226 235V234H225ZM31 236V235H30ZM136 236V235H135ZM184 236V235H183ZM196 236V235H195ZM198 236V235H197ZM209 237H210V235H208ZM217 236V235H216ZM224 236V235H223ZM229 236V235H228ZM235 236V235H234ZM88 237V236H87ZM205 237L206 236H204V239H205ZM34 238H35V236H34ZM78 238V237H77ZM91 238H99V239H101V240H105V242H107V243H109V248H108V251L107 252H103V253H99V252H97V250H96V246H97V241H93V239H91ZM175 238H177V237H175ZM183 239H184V237H182ZM196 238V237H195ZM211 238V237H210ZM224 238H225V236H224ZM262 238V237H261ZM79 239V238H78ZM182 239V240H183ZM213 239V238H212ZM212 239H211V241H212ZM221 239V238H220ZM264 239V238H263ZM262 239V240H263ZM20 240V239H19ZM19 240L16 242V244L19 242ZM34 241H35V239H33ZM68 240H69V242H68ZM178 240V239H177ZM180 240H181V238H180ZM207 240V239H206ZM205 240V242H207ZM215 240V239H214ZM226 240V239H225ZM229 240V239H228ZM6 241V240H5ZM100 241V240H99ZM186 241V240H185ZM185 241H183V243H185ZM194 241H195V239H194ZM33 242V241H32ZM175 242V241H174ZM191 242V241H190ZM198 242V241H197ZM199 242H201V240L199 241ZM203 242V241H202ZM215 242V241H214ZM219 242V241H218ZM218 242H217V240H216V243L218 244ZM226 242V241H225ZM69 243V244H68ZM102 243H103V241H102ZM168 243V242H167ZM178 243V242H177ZM192 243V242H191ZM23 244V243H22ZM34 244V245H35ZM64 244H68L69 245V247H68V249H64V248H62L61 246L62 245H64ZM194 244V243H193ZM220 244V243H219ZM262 244V243H261ZM25 245V244H24ZM169 245V244H168ZM182 245V244H181ZM184 245V244H183ZM202 245H203V243H202ZM202 245H199V247H200V249H201V247H202ZM206 245H208V244H206ZM222 244H220V246H221ZM246 245V244H245ZM175 246V245H174ZM219 246V247H220ZM255 246V245H254ZM177 247V249H180V244L179 245H177L176 246ZM194 247H196V246H194ZM193 247V248H194ZM210 247V246H209ZM249 247V246H248ZM264 247V246H263ZM34 248V247H33ZM25 249V248H24ZM98 249V248H97ZM170 249V248H169ZM191 249V248H190ZM213 249V248H212ZM221 249V248H220ZM82 250H84L83 252H82V254L81 253H79V252H81ZM172 250H174V249H172ZM194 250L195 249H193L192 251L194 252ZM198 250V249H197ZM231 250H233V249H231ZM174 251H176V250H174ZM206 251V250H205ZM204 251V252H205ZM222 251H223V249H222ZM253 251V250H252ZM6 252V251H5ZM29 252H31V251H29ZM28 252V253H29ZM184 252H187L186 251V249H184ZM184 252H183V254H184ZM198 252V251H197ZM202 252V251H201ZM220 252H221V250H220ZM227 252H229V251H227ZM249 252H251V251H249ZM27 253V252H26ZM32 253V252H31ZM31 253H29V254H31ZM181 253H182V250H181ZM190 253H192V252H190ZM206 253V252H205ZM214 253V252H213ZM215 253H217V252H215ZM234 253V252H233ZM232 253V254H233ZM248 253V252H247ZM253 253V252H252ZM32 254H34V253H32ZM98 254V255H97ZM172 254V253H171ZM177 254V253H176ZM186 254V253H185ZM196 254V253H195ZM204 254V253H203ZM223 254V253H222ZM232 254H230V255H232ZM249 254V253H248ZM255 254V253H254ZM7 255V254H6ZM40 255V254H39ZM69 255V256H68ZM169 255V254H168ZM194 255V254H193ZM205 255V254H204ZM209 255H211V253H209ZM216 256H217V254H215ZM219 255H221V254H219ZM249 255H252V254H249ZM29 256V255H28ZM172 256V255H171ZM175 256V255H174ZM181 256V255H180ZM199 256H201V255H199ZM213 256V255H212ZM222 256V255H221ZM226 256V255H225ZM224 256V257H225ZM30 257V256H29ZM37 257H39V256H37ZM177 257V256H176ZM206 257H208V256H206ZM211 257V256H210ZM215 257V256H214ZM227 257H229L230 258V256L229 255H227ZM252 257V256H251ZM253 257H254V255H253ZM82 258V259H83ZM174 258V257H173ZM194 258V257H193ZM204 258V257H203ZM212 258V257H211ZM211 258H209L210 260H206V261H211ZM218 258H220L219 256H218ZM248 258V257H247ZM250 258V257H249ZM257 258V257H256ZM35 259V258H34ZM37 259V258H36ZM35 259V260H36ZM79 259V258H78ZM81 259V262H79V263H75V262H72V264H82V261L84 262V259L82 260ZM198 259H200V258H198ZM205 259H207V258H205ZM213 259V258H212ZM222 259V258H221ZM234 259V258H233ZM251 259V261H252V258H250ZM254 259H255V257H254ZM258 259V258H257ZM256 259V260H257ZM24 260V259H23ZM31 260H33V259H31ZM38 260V259H37ZM36 260V261H37ZM114 260V259H113ZM201 260V259H200ZM204 260V259H203ZM202 260V261H203ZM214 260V259H213ZM215 260H217V259H215ZM227 260H230V259H227ZM255 260V261H256ZM259 260V259H258ZM71 261V260H70ZM191 261V260H190ZM220 261V260H219ZM236 261H238V260H236ZM249 261V260H248ZM264 261V260H263ZM12 262H14V261H12ZM31 262V261H30ZM30 262H27V263H30ZM117 262V261H116ZM119 262V261H118ZM160 262V261H159ZM174 262V261H173ZM179 262V264H180V261H178ZM200 262V261H199ZM235 262V261H234ZM250 262V261H249ZM35 263H37V262H35ZM45 263H46V261H45ZM84 263H86V262H84ZM142 263V262H141ZM140 263V264H141ZM155 263H156V261H155ZM154 263V264H155ZM158 263V262H157ZM156 263V264H157ZM195 263H197V262H195ZM207 263V262H206ZM209 264H211L212 262H208ZM214 263H217V262H215L214 261ZM213 263V264H214ZM227 263V262H226ZM233 263V262H232ZM33 264V263H32ZM38 264V263H37ZM43 264V263H42ZM64 264H66V263H64ZM87 264V263H86ZM151 264H153V263H151ZM163 264V263H162ZM199 264V263H198ZM202 264V263H201ZM205 264V263H204ZM240 264V263H239ZM251 264V263H250ZM255 264V263H254ZM258 264V263H257ZM261 264V263H260Z\"/></svg>",
	"mask_w": 264,
	"mask_h": 264
}]
</instances>
